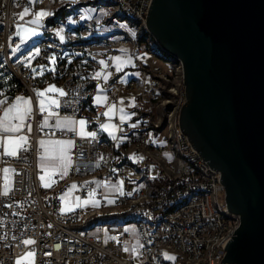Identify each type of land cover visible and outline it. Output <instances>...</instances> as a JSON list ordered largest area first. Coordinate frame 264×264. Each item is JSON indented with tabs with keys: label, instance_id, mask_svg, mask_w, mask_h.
<instances>
[{
	"label": "built area",
	"instance_id": "2783aa9c",
	"mask_svg": "<svg viewBox=\"0 0 264 264\" xmlns=\"http://www.w3.org/2000/svg\"><path fill=\"white\" fill-rule=\"evenodd\" d=\"M150 2L36 0L32 6L28 0L1 1L0 77L11 83L0 85V95L27 93L32 112L20 132L27 143L16 156H5L0 146V264H16L24 251H32L34 261L23 264H220L239 219L226 208L219 174L179 127L182 64L147 29ZM25 8L28 14L21 20ZM61 8L65 15L50 21ZM38 11L50 15L39 26L30 24ZM18 27L36 30L31 39L39 54L31 60L26 53L13 56L22 45ZM115 57L131 63L117 71ZM50 86L66 93L47 94L59 102L51 116L39 111L36 96ZM98 95L107 97L106 105L90 106ZM109 105L116 106L111 118L115 140L101 128ZM120 108L128 117L124 123ZM45 117L83 118L87 133L96 137L41 129ZM46 138L73 144L68 172L52 174L49 187L41 183L36 166L38 142ZM6 167L12 171L4 195ZM73 185L79 201L94 193L99 206L76 203L61 210V195ZM127 221L135 222L138 231L137 252L131 256L124 250ZM25 240L35 243L25 245Z\"/></svg>",
	"mask_w": 264,
	"mask_h": 264
},
{
	"label": "water",
	"instance_id": "95a60500",
	"mask_svg": "<svg viewBox=\"0 0 264 264\" xmlns=\"http://www.w3.org/2000/svg\"><path fill=\"white\" fill-rule=\"evenodd\" d=\"M146 27L181 61L179 127L239 219L220 264H264V0H151Z\"/></svg>",
	"mask_w": 264,
	"mask_h": 264
},
{
	"label": "snow or ice",
	"instance_id": "6c2138e0",
	"mask_svg": "<svg viewBox=\"0 0 264 264\" xmlns=\"http://www.w3.org/2000/svg\"><path fill=\"white\" fill-rule=\"evenodd\" d=\"M33 0H29V3H32ZM28 14V9L25 8L23 12L20 13V19L23 20L24 16ZM50 13L46 11H38L34 13V18L29 21L30 24L39 26L41 21L49 16ZM17 35L20 36L21 43H23L25 40L29 38L30 35L34 36L36 35V30L31 28H24L20 27L18 28ZM59 35V33H57ZM63 39V37H61ZM19 49V45H17L16 48L13 49V52H16ZM39 54V49H37L35 52L30 53L27 57H25L26 60H31L34 58V56ZM50 63H55V57H50ZM115 66L116 70L120 71L121 68L126 65L130 64V60H122L120 57H115ZM100 65L102 67H106V63L104 60H101ZM28 66V65H26ZM48 71H55L54 68H49ZM42 74V73H41ZM101 72H97L95 74V79L101 78ZM103 79L105 81L108 80V76L104 75ZM48 93H54L57 94L60 97H63L66 95V93L61 90L57 89L54 86H50L44 91L36 92V96L39 100V111L41 113L47 112L49 116L53 115L50 111L52 108L59 107V102L56 99H53ZM96 103L99 105L107 100L106 96H97ZM0 103H4V101H0ZM116 106L112 105L108 108V110L103 114L105 117L111 118V115L114 113ZM32 107H31V101L24 99L23 97H17L15 103H13L11 106H9L3 113V116L0 117V133L5 134H15L19 133L24 127H26L24 121L27 117L31 115ZM120 121L121 123H124L128 117L124 114V109L120 108ZM13 121H17L16 123H13ZM78 123L80 126L79 135L81 137H91L92 139H95L96 133H87L84 131V125L85 121H73L70 119L60 120L57 119V127H67L69 131H74L75 129L72 127L74 124ZM47 117L45 118L44 122L40 125L41 129L44 127H47ZM132 127H136V125H132ZM27 128L29 131H31V125H27ZM102 130L108 132V134L112 137L113 140L117 139V137L114 134V126L111 124H102L101 125ZM27 143V137L25 136H15V135H6L3 141H0V144L3 146V154L5 156L9 157H15L17 154V150L22 148L24 144ZM40 146L44 149V154L41 156V160H52V161H59V167L62 169L61 175L66 174L67 168L70 165V157L68 156V151L73 147V144L71 141H54V142H45L40 141ZM26 151V149H24ZM42 170L47 172V168H42ZM5 174V187H4V195H7L9 192L8 187V174L12 171L11 169L5 168L4 170ZM41 181H45V176L40 177ZM45 187H49L50 183H44ZM75 188V185L72 186ZM91 195V194H90ZM63 199V198H62ZM91 203L92 207H98L99 202L95 200H86L80 203L78 201L77 206H85ZM109 203H113V201H109ZM127 231V229H126ZM111 239H115V237H111ZM35 243L32 240H25V245H31ZM125 251L127 252L128 249L125 248ZM133 253L136 252V249L132 250ZM34 253L28 252L25 254L24 257H21L20 260H17L16 264H23L24 261H29L30 258L33 257ZM166 259L168 260H174L175 257L167 256Z\"/></svg>",
	"mask_w": 264,
	"mask_h": 264
},
{
	"label": "crops",
	"instance_id": "0c3cea01",
	"mask_svg": "<svg viewBox=\"0 0 264 264\" xmlns=\"http://www.w3.org/2000/svg\"><path fill=\"white\" fill-rule=\"evenodd\" d=\"M36 1V0H35ZM86 9H87V11L88 12H92V7H90V6H87L86 7ZM24 11V10H23ZM22 11V12H23ZM18 28H20V27H18ZM18 28L16 29V31H15V34H17V31H18ZM24 28H27V27H24ZM34 45H35V41L33 40V39H31V35L29 36V38L27 39V40H25L23 43H22V45L20 46V48L16 51V52H14V54H13V56L14 57H16V56H18V55H21V54H24V53H26V54H30V53H33L34 52ZM125 60H128V59H125ZM126 65H129V64H126ZM6 83H11V81H8V82H6V81H3V79H2V77H0V85H4V84H6ZM46 89H47V87H46ZM17 97H23L24 99H26V100H29V101H31V99H30V96L27 94V93H25V92H15L13 95H11V96H2V95H0V101H4V103H0V117H2L3 116V113H4V111L9 107V106H11L13 103H15V101H16V98ZM93 100H94V97L92 98V100H91V103H90V106H93L94 107V102H93ZM37 104H38V106H39V100H37ZM95 105H98V104H95ZM104 105H106V101L105 102H103V103H101V104H99L98 106H104ZM111 105H109V106H107V108L105 109V112L108 110V108L110 107ZM31 107H32V101H31ZM55 108H52V109H50V111L52 112V113H54L55 112V110H54ZM114 114V113H113ZM113 114L111 115V118L113 117ZM46 118V117H45ZM47 118H49L50 119V123H54V121H55V118H58V117H55V118H51V117H47ZM62 118H69V119H71V120H73V121H80V120H84L83 118H79V119H73V118H70V117H62ZM108 118V117H107ZM111 118L109 119H107V121H106V123L107 122H109L111 125H112V120H111ZM44 119V118H43ZM42 119V122L44 121ZM17 121H13V123H16ZM105 123V124H106ZM74 129H75V131L77 132V133H79V131H80V126H79V124L78 123H76V124H74L73 126H72ZM45 128H47V127H45ZM47 129H49V128H47ZM63 129H68V128H63ZM49 130H61V129H49ZM84 131L85 132H87V125L85 124L84 125ZM21 132V131H20ZM15 133V134H5V133H0V141H3V139L5 138V136L6 135H15V136H17V137H19V136H24L22 133ZM108 133V132H107ZM45 141V142H54V141H69V140H67V139H54V138H46V139H41V140H39V142H38V145H39V147L41 148V153L39 154V156L37 157V160H36V166H37V168H38V170L40 171V175H39V178L41 177V176H45V181H41V179H40V181H41V183L42 184H44V183H46V182H48V180H49V178H50V176L52 175V174H56V175H60V176H63V175H61V172H62V169L59 167V164H60V162L59 161H52V160H44V161H42L41 160V156L44 154V149L40 146V141ZM0 146H1V150H2V153H3V146H2V144H0ZM43 151V152H42ZM43 153V154H42ZM71 163V162H70ZM69 167H70V165L68 166V168H67V172H68V170H69ZM7 169H9L8 167H6ZM42 168H47V172L46 171H44V170H42ZM66 172V173H67ZM65 175V174H64ZM8 183H10V173L8 174ZM4 185H5V183H4ZM3 185V186H4ZM72 188V190H71V197L73 196V193H72V191H73V187L71 186L70 188H69V190ZM106 189V188H105ZM69 190L67 191V192H65V193H63L62 195H61V198H62V196L63 195H65V194H67L68 192H69ZM91 194V195H90ZM87 197L88 198H92V199H94V193H90ZM60 202H61V204H60V208H61V210H63V211H68V210H71L72 209V207L76 204V203H74V204H72V205H69V207H68V204L67 203H63L62 202V200H60Z\"/></svg>",
	"mask_w": 264,
	"mask_h": 264
},
{
	"label": "rangeland",
	"instance_id": "374dc122",
	"mask_svg": "<svg viewBox=\"0 0 264 264\" xmlns=\"http://www.w3.org/2000/svg\"><path fill=\"white\" fill-rule=\"evenodd\" d=\"M1 1L2 0H0V3H1ZM30 4L33 6L35 4V0H33V2L30 3ZM159 64L162 66L163 69L169 71L168 67L163 62H159ZM95 98L93 100L94 105L97 104ZM57 119L65 120V119H69V118H62V117L55 118V121H54L53 124L50 123L49 122L50 119L47 118V123H48L47 128H49V129H63V128H67V127H57ZM43 120H45V118ZM107 124H110V123L107 122ZM4 187H5V185L3 186V191H4ZM8 187H9V183H8ZM71 190H72V188L69 190V192L67 194H65V195L62 196L63 199L61 198V200H62L63 203H67L68 204V207H69V205H72L74 203H78V201H79L75 196H72L71 197V194H70L71 193ZM86 200H89V201L95 200V201H97L95 198L92 199V198L86 197V198H83L79 202L82 203L83 201H86ZM88 205H91V203H89ZM88 205H85V206H88ZM126 229H127V231H128L129 234H128V238L126 239V241L124 243V250H125V248H127L128 251L127 252L125 251V254L127 256H131V255H134L137 252V239H138L137 225L133 221H127L126 222ZM90 232L96 234V230L95 229H91ZM133 249H136V252L135 253H133V251H132ZM28 252H32V251H24V252H22L21 254H19L15 258V262H17V260H20L21 257H24L25 254L28 253ZM33 261H34V255H33V257L30 258V262L29 261H24L23 263H33Z\"/></svg>",
	"mask_w": 264,
	"mask_h": 264
},
{
	"label": "trees",
	"instance_id": "16d2710c",
	"mask_svg": "<svg viewBox=\"0 0 264 264\" xmlns=\"http://www.w3.org/2000/svg\"><path fill=\"white\" fill-rule=\"evenodd\" d=\"M65 13H66V11L64 10V8H61L60 10L55 11V14H54V16L50 19V21H53V20H55V19L58 18V17L64 16Z\"/></svg>",
	"mask_w": 264,
	"mask_h": 264
},
{
	"label": "bare ground",
	"instance_id": "6f19581e",
	"mask_svg": "<svg viewBox=\"0 0 264 264\" xmlns=\"http://www.w3.org/2000/svg\"><path fill=\"white\" fill-rule=\"evenodd\" d=\"M43 152V151H42ZM43 154V153H42Z\"/></svg>",
	"mask_w": 264,
	"mask_h": 264
}]
</instances>
